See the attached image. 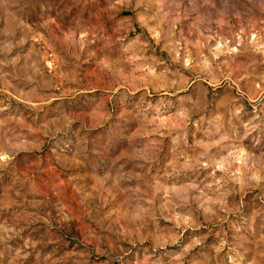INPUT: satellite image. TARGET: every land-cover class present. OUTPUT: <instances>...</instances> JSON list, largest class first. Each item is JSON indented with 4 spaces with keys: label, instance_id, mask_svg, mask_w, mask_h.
Segmentation results:
<instances>
[{
    "label": "clouds",
    "instance_id": "clouds-1",
    "mask_svg": "<svg viewBox=\"0 0 264 264\" xmlns=\"http://www.w3.org/2000/svg\"><path fill=\"white\" fill-rule=\"evenodd\" d=\"M0 264H264V0H0Z\"/></svg>",
    "mask_w": 264,
    "mask_h": 264
}]
</instances>
